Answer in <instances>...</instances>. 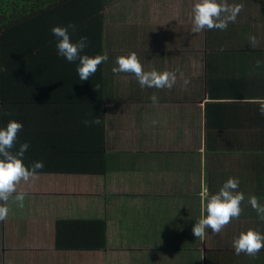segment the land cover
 Returning <instances> with one entry per match:
<instances>
[{
	"label": "crops",
	"instance_id": "crops-1",
	"mask_svg": "<svg viewBox=\"0 0 264 264\" xmlns=\"http://www.w3.org/2000/svg\"><path fill=\"white\" fill-rule=\"evenodd\" d=\"M195 2L111 0L103 28L86 23L72 37L88 38L89 56L102 54L92 49L102 37L108 54L86 81L56 43L33 63L36 73L17 72L25 90L8 122L24 126L11 151L27 142L24 163L44 167L18 185L22 208L15 194L7 202L0 264H264V249L253 257L233 247L248 229L264 235L249 203L264 205V116L255 103L264 98V0H227L243 5L235 22L192 33ZM132 52L145 71H176L175 86L142 88L134 74H114L117 57ZM95 117L99 125H85ZM229 178L245 196L241 215L220 234L195 237L207 200ZM77 220H104L105 249L59 247V221Z\"/></svg>",
	"mask_w": 264,
	"mask_h": 264
},
{
	"label": "clouds",
	"instance_id": "clouds-1",
	"mask_svg": "<svg viewBox=\"0 0 264 264\" xmlns=\"http://www.w3.org/2000/svg\"><path fill=\"white\" fill-rule=\"evenodd\" d=\"M242 10V4H229L227 0H196L193 6L191 32L199 33L205 29L226 30L229 23L236 21ZM76 31L77 26L75 24L57 25L51 29L52 35L56 38L57 54L70 63L78 61L76 71L79 79L86 81L98 71L102 63L107 62L108 54L95 56L83 54V50L88 47V38L81 36L78 40L73 41L72 34ZM249 43L252 47H256L258 41L255 36H252L249 38ZM262 63L264 62L258 60L257 67L261 66ZM115 65L112 68L114 74L122 72L134 74L142 88H167L171 90L177 82L176 71H145L135 52L117 57ZM189 83L190 81L187 79L183 81L185 87ZM99 88L100 85L95 84L97 91ZM158 99L155 93L151 96L153 103H157ZM255 103L259 104V112L264 116V98H258ZM84 123L86 126H91L93 124L99 125L101 121L99 117H95L86 119ZM23 126L22 121L13 119L8 122L6 127L0 128V201L3 202L0 204V221L7 219L9 214L7 202L14 194L19 207L24 206L26 193L18 192V185L21 181L28 182L34 177L36 170L44 167L43 161L34 162L31 168L24 163L23 157L29 148L27 142L22 143L18 151H11L18 141V134ZM238 187L239 180L229 178L219 192L207 200L206 209H202V216L192 229L195 237L203 239L206 229H211L213 233L220 234L234 218L241 215L243 211L241 205L245 196L243 192L237 191ZM249 203L260 215V218L264 220V205H261L255 196L250 199ZM205 210L206 216L203 215ZM233 247L237 255L243 252L254 257L264 249V235L254 229H248L234 239Z\"/></svg>",
	"mask_w": 264,
	"mask_h": 264
},
{
	"label": "trees",
	"instance_id": "trees-1",
	"mask_svg": "<svg viewBox=\"0 0 264 264\" xmlns=\"http://www.w3.org/2000/svg\"><path fill=\"white\" fill-rule=\"evenodd\" d=\"M111 0H0V128L7 126L13 103L23 97L22 75L36 73L39 56L55 53L54 26L86 23L102 25L103 10ZM71 31V29H70ZM99 32L89 33L98 37ZM75 33V32H74ZM72 37H75V34ZM95 42L93 51L104 53ZM51 52V53H50ZM24 71V72H23ZM14 89V90H13ZM97 175L104 174L102 170ZM56 242L62 250H103L106 247L104 220L59 221Z\"/></svg>",
	"mask_w": 264,
	"mask_h": 264
}]
</instances>
